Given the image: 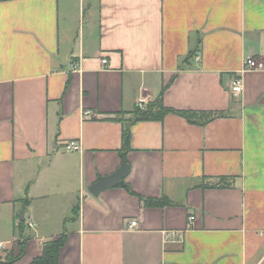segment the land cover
Listing matches in <instances>:
<instances>
[{"label":"crops","instance_id":"0c3cea01","mask_svg":"<svg viewBox=\"0 0 264 264\" xmlns=\"http://www.w3.org/2000/svg\"><path fill=\"white\" fill-rule=\"evenodd\" d=\"M60 239L58 264H264V0H0V257Z\"/></svg>","mask_w":264,"mask_h":264},{"label":"trees","instance_id":"16d2710c","mask_svg":"<svg viewBox=\"0 0 264 264\" xmlns=\"http://www.w3.org/2000/svg\"><path fill=\"white\" fill-rule=\"evenodd\" d=\"M159 111L161 114L159 116L160 118L163 117L165 113L170 112V110L165 109L163 107H160ZM177 114L186 118L190 122L194 120V117H203L201 119L202 122H208L209 120H212L213 118L216 117V115L213 113L198 114V113H190V112H178ZM135 115H136L135 119L140 118V120H147L150 117L149 115L146 114V111H140V110L139 111L137 110ZM130 123L131 121H127L126 123H124V128H123V133H122V143H123L124 152L127 151L129 148V140H130L129 125ZM144 203L148 207H162L168 204V202L165 201V199H160V200L147 199V200H144ZM19 224L22 226L24 222H19ZM62 244H63L62 239L47 243L42 249V256L33 260L31 264H58V250ZM4 260H6V262L9 263L15 259L7 255Z\"/></svg>","mask_w":264,"mask_h":264},{"label":"water","instance_id":"95a60500","mask_svg":"<svg viewBox=\"0 0 264 264\" xmlns=\"http://www.w3.org/2000/svg\"><path fill=\"white\" fill-rule=\"evenodd\" d=\"M120 158L122 162L120 169L115 174L109 177L100 178L96 183L91 185V187L88 189L90 195L98 196L102 191L113 188L115 186L127 187V185L124 183V180L127 177L130 168L124 159V155H121ZM25 207H26V200L23 202L22 208L19 213L20 221H23L24 219L23 215H24ZM0 264H10V263L0 261Z\"/></svg>","mask_w":264,"mask_h":264},{"label":"built area","instance_id":"2783aa9c","mask_svg":"<svg viewBox=\"0 0 264 264\" xmlns=\"http://www.w3.org/2000/svg\"><path fill=\"white\" fill-rule=\"evenodd\" d=\"M102 63L105 64L106 61H103ZM246 66H247L248 69H251V70L257 68L256 62L253 61L252 59H249V60L246 61ZM72 68L75 70L77 68V64H74ZM232 92L234 94H239L241 92V85H240L239 81H236V82L233 83ZM145 104H146L145 100L144 99H140L138 101V104H137L138 109L143 110ZM64 149L67 152H79L81 150V147H80V144H78L76 142H69V143H67L65 145ZM189 220L192 221L193 217H190ZM135 226H136L135 222H131L130 223V228H133ZM27 227L28 228H33L34 225L32 223H28ZM3 250H4V246L2 244H0V252L3 251Z\"/></svg>","mask_w":264,"mask_h":264},{"label":"rangeland","instance_id":"374dc122","mask_svg":"<svg viewBox=\"0 0 264 264\" xmlns=\"http://www.w3.org/2000/svg\"><path fill=\"white\" fill-rule=\"evenodd\" d=\"M1 259H2V257H0V261H2V260H3V259H2V260H1Z\"/></svg>","mask_w":264,"mask_h":264}]
</instances>
